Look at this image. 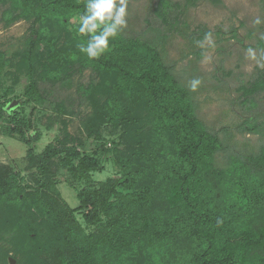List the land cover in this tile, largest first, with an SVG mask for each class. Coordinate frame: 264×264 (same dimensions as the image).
<instances>
[{
	"label": "trees",
	"instance_id": "16d2710c",
	"mask_svg": "<svg viewBox=\"0 0 264 264\" xmlns=\"http://www.w3.org/2000/svg\"><path fill=\"white\" fill-rule=\"evenodd\" d=\"M4 3L12 6L5 19L33 18L20 54L19 70L28 80L24 104L43 103L34 79L41 52L49 54L44 75L55 81L69 78L76 66L88 69L91 81L81 96L90 112L83 128L109 145L105 152L118 177L80 190L72 210L52 179L59 157L73 180L89 182L99 171V161L79 151L81 140L66 135L37 155L29 149V165L37 170L33 187L0 165V264L10 257L16 264H158L157 258H165L163 264H264V146L256 154L228 155L219 133L197 119L190 89L150 42L119 34L109 51L88 59L78 48L87 36L68 41L84 0ZM239 90L246 102L264 90V79L259 75ZM5 112L0 103L6 134L30 145L25 136L32 121L17 111L4 119ZM220 153H226L225 167L216 163ZM75 211L97 229L87 233Z\"/></svg>",
	"mask_w": 264,
	"mask_h": 264
},
{
	"label": "rangeland",
	"instance_id": "374dc122",
	"mask_svg": "<svg viewBox=\"0 0 264 264\" xmlns=\"http://www.w3.org/2000/svg\"><path fill=\"white\" fill-rule=\"evenodd\" d=\"M11 8L9 3L0 5V103L6 104L4 119L17 111L26 120L30 119L34 127L26 131V139L32 140L26 145L18 135H7V121H0V165L17 175L18 182L22 179V185L33 187L32 174L36 175L37 170L29 165V149L37 155L47 144L61 141L66 135L71 140H81L79 151L96 158L99 171L90 175L89 182L73 180L71 173L59 163V157L55 160L58 169L52 179L62 201L74 210L79 205L80 190L118 177L111 154L105 152L109 145L88 137L83 128L90 108L81 94L86 91L91 76L88 69L76 66L69 78L60 77L58 81L48 78L44 73L49 54L41 52L34 79L43 103L24 104L28 80L24 70H19L20 54L30 35L33 18L5 19L4 11ZM76 18L71 20L68 41L79 35ZM49 31L54 34V28ZM208 33L211 43L205 40ZM263 34L264 0H128L127 28L120 33L125 38L150 42L157 48L163 63L190 89L197 119L210 131L219 133L232 158L236 153L256 154L264 146V90L246 96V102L240 98L239 90L259 75L264 79V49L260 46ZM249 48L254 50L256 59L249 57ZM194 79L201 81L195 92L190 88ZM13 101L16 105L8 110ZM60 103L64 107L58 113L54 108ZM37 135L39 140H33ZM225 156L226 153L217 155L219 167L228 165ZM74 216L87 233L97 229L95 225L85 224L82 212L75 211ZM165 260L156 261L163 264Z\"/></svg>",
	"mask_w": 264,
	"mask_h": 264
},
{
	"label": "clouds",
	"instance_id": "9594fccd",
	"mask_svg": "<svg viewBox=\"0 0 264 264\" xmlns=\"http://www.w3.org/2000/svg\"><path fill=\"white\" fill-rule=\"evenodd\" d=\"M84 9L76 18L77 32L88 38L78 48L88 59L94 60L109 51L110 42L127 28L128 0H84ZM205 40L211 43V33L205 35ZM247 52L251 59H256L252 48ZM200 83L199 79L192 80L191 90L195 92Z\"/></svg>",
	"mask_w": 264,
	"mask_h": 264
},
{
	"label": "water",
	"instance_id": "95a60500",
	"mask_svg": "<svg viewBox=\"0 0 264 264\" xmlns=\"http://www.w3.org/2000/svg\"><path fill=\"white\" fill-rule=\"evenodd\" d=\"M15 105H16V103H15V101H13V102L11 103V105L8 107V110H9L11 107L15 106ZM8 262H9V264H16V263H15V260L12 259V258H9V259H8Z\"/></svg>",
	"mask_w": 264,
	"mask_h": 264
}]
</instances>
